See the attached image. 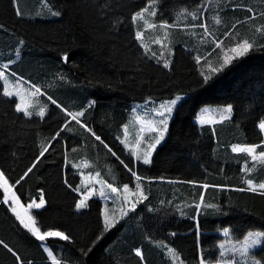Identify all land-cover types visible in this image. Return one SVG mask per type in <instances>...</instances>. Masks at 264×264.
<instances>
[{"label": "trees", "instance_id": "1", "mask_svg": "<svg viewBox=\"0 0 264 264\" xmlns=\"http://www.w3.org/2000/svg\"><path fill=\"white\" fill-rule=\"evenodd\" d=\"M18 1L21 15H17L16 0H0V72L6 70L14 78L18 75L35 85L40 83L44 98L51 104L44 118L25 116L16 111L18 101L4 95L0 79V169L26 205L39 202L43 194L44 207L32 210L41 232L59 231L69 239L37 240L11 206L3 203L0 188V241L12 249L10 252L0 244V264H54L53 257L59 264H174L171 259L175 256L167 247L177 251L178 264H199L201 258L205 264H217L222 261L220 241H239L250 231L264 232V195L260 190H240L247 189L248 179L264 183V163L253 161L244 152H233L235 145L259 146L256 155L264 151V132L259 128L264 122V44L234 59L205 83L202 73L209 74V69L203 67L219 68L223 63L225 55L217 59V53L226 50L223 46L230 38L222 42L223 31L214 39L220 40L219 47L209 46L203 54L182 46L173 57L156 59L137 39L140 21L133 20L152 0H47L60 13L48 20L31 18L40 0ZM155 3L158 13L150 23L156 25L153 29L160 32L161 24L176 23L169 31L176 28L175 34L188 40L179 33L185 28L175 21V13L200 12L202 7L204 11L209 0ZM234 12L244 9L232 7L229 13ZM201 18L209 22L210 10L201 12ZM150 34L146 26L142 40ZM195 56L202 58L195 62ZM166 60L172 63L171 69L164 67ZM60 79L66 82L61 89L50 87L52 81ZM177 95H185V99L176 109L167 140L157 149L150 166L136 164L115 136L126 114L133 103ZM91 100L92 108L77 123L69 110L84 107ZM228 106L232 111L225 113ZM74 123L86 130L96 165L112 167V183L116 180L134 186L137 180L128 170L131 168L146 187L147 203L108 230L104 227L103 200L90 199L87 208L77 211L82 178L69 159L79 154L86 135H68L67 129ZM230 133L233 144L225 141L232 137ZM96 144L103 150L99 154ZM43 147L48 151L41 156ZM107 202L113 205L110 199ZM225 229L228 236L221 233ZM252 255L264 264V243Z\"/></svg>", "mask_w": 264, "mask_h": 264}, {"label": "rangeland", "instance_id": "2", "mask_svg": "<svg viewBox=\"0 0 264 264\" xmlns=\"http://www.w3.org/2000/svg\"><path fill=\"white\" fill-rule=\"evenodd\" d=\"M45 5H47V6H45ZM16 7L19 8V11L21 13L20 4H19L18 0H16ZM232 7H241L244 9V12L246 14L244 12L229 13L230 9H232ZM147 8L149 11H148V13H145L144 19L147 20L148 23L150 24L154 21V18L157 17L158 7H157L156 3L153 4V2H151ZM248 9H251L252 11H248ZM153 10H155L156 15L155 16L149 15V13ZM191 10H193V9H191ZM191 10H183V11L179 12V14L176 16V18H180V20L187 23V24H185V23L182 24L180 22V20L178 21L179 24L181 23V25L185 28L182 30V32L179 31V33L185 34V36L188 37L189 39L187 40V38H186L184 40L181 37V35L174 34L175 33L174 30H172L174 37H172V32L168 31L170 34L167 33V38H168V41H167V38L165 39L164 29L161 28L160 32H158L157 34L151 33L150 36L144 37L145 40H141L144 47H145V51L147 52V54H151L152 57H154L156 59H160V57L163 55L168 56L167 53H169L170 57H173L176 54L177 48L183 46L182 44L180 45L181 41L183 43L185 42L187 46L189 45L190 48L187 47L188 51H190L194 54H203L205 52L204 50H206L207 47L213 46V45L215 47L217 46V44L220 40L215 41L214 39H217L220 36V33L222 31L224 32L222 34L224 36V38L221 39L222 42L225 41L226 38H228V37H230V38L228 41L225 42V44L223 46V48L226 47V50L224 52L217 53V59L223 57L225 54L233 55L229 51V49H231L238 42H240L244 39H247L250 42H253V45H254L253 47H255L256 45L264 44V31L260 30V29H264V0H209V4L204 9V11L210 10V14H211L212 18L209 20V22L206 19L201 18V12H204L203 7H202V11H200V12H199V10H193V11H191ZM52 12H56V11L50 6L48 1L47 0H40L37 10L35 11V13L33 14V16L31 18L36 19V20L55 19L57 16L52 15ZM192 13H195V15H196L195 19H193V16L191 15ZM248 14L249 15L251 14V16H249ZM215 17H219L221 23L217 24L215 22V19H214ZM254 17H257V19L254 20ZM139 21H141V20H139ZM188 24H190V25H188ZM201 24L205 25V27L207 28V32H205V28H202L199 26ZM241 24H242V26H241ZM146 26H148V25L145 24L144 20L141 21L138 24V27H139L138 32L143 33V29ZM167 30H165V31L167 32ZM170 37H172V38H170ZM156 39H160L161 43H155L154 41ZM164 39H165V41H164ZM169 39L171 41H169ZM172 39H173V41H172ZM165 42H167V43H165ZM174 42L177 44L179 43L178 46ZM185 43H184V45H185ZM191 47H194V48L196 47L195 48L196 52H195V50H193L194 48L192 49ZM153 53H155V56H153ZM201 58L202 57L200 56V59ZM166 61H168V60H166ZM209 62H210L209 60H206V63L208 65H211V62L210 63ZM3 64L6 65L5 63H3ZM171 64L172 63L169 62V65H171ZM9 66L10 65L8 64L7 67H9ZM169 67H167V68H169ZM171 67L169 69H171ZM208 67H205V68L209 69L206 71H207V73L210 74L212 68H208ZM213 68H214V66H213ZM5 71L6 70L2 71L5 73V76L7 77L6 82H5V80H2L3 84H4V91L7 90L9 92L14 93V95L7 96V97H9L11 99H16L18 101L17 104H21L22 107H27L28 111L33 112V115L30 117H33V116L40 117V116L36 115L35 113L38 112L41 107H43L45 109V115L42 118H44L48 113V110H49L51 103H49L44 98L45 94L43 93V91L41 89V88H43V86H41L40 83H36V85H35V82L33 80H31L29 78H28L29 80H27L22 76L17 75V76H15L16 78H14L12 75L7 74ZM63 84H66V82L63 81L62 79L54 80L50 83V87L51 88H57L59 90L64 86ZM35 88H39L40 93H38L35 96H29L28 93L34 92ZM178 96L181 97V99L178 100L177 104L173 107L172 113L170 115L166 114L168 116V131L166 132L165 136L166 135L167 136H166V138L164 137V139H163L164 142L161 141L162 144L160 143L159 145H157V147L153 151L154 153L152 152L153 153L152 154L153 157L151 156L152 159L154 158L158 147L163 145L165 143V141L167 140L169 130H170V125H171V122L175 116L176 109L185 99V95H177L176 97H178ZM22 97H23V99H22ZM176 97H174L172 99L163 100V101H154L152 99H149L145 102L133 103L129 112L126 114L125 121H124L123 125H121L122 127L120 126L121 128L119 129V132L117 133L116 137L118 138V140L120 142H123L122 145H124L123 147L126 151V154L132 156L136 164L146 165V164H143L142 159L137 160L136 157L133 156L131 153L133 151H135V152H137L138 155L143 156L144 152L148 148V145L150 143L154 142L152 138L158 135L157 132L150 131L149 122H157L160 119H162L163 117L158 115V112L162 110L160 108V106L162 104L167 105L170 101L176 99ZM91 103H90V101H88L85 104L84 108L83 107H81V108L72 107V109L69 110V113L75 114V113L82 112L83 115L81 116V118H83V116H85L87 114V112L90 111V109L92 108L93 103H92V105H91ZM89 105H91V106H89ZM21 113H23V112H21ZM81 118L78 117L79 120ZM125 128H127V135L125 134ZM67 134L70 136H73L76 134H81V135L85 134L86 135L83 138L84 139V144H83L84 146L82 145L83 148H81L82 146H80L78 149L79 154H72L70 156V159H69L70 164L73 166V165H77V163L80 164V161L86 160V163H84V166L87 169H85V170H88L89 168H95L96 163L91 162L92 156H90V145H88L89 144L88 135L86 134V132L83 131V129L79 125L74 123L68 127ZM118 135H119V137H118ZM137 141H139V144H137ZM96 146H97V144H96ZM100 149L97 146L96 151L98 154H99V152L101 153V151H103L102 149L101 150ZM105 158L107 160L109 159L107 153H106ZM152 159H151V161L153 162ZM152 162L150 164H152ZM101 168H103V167H101ZM101 170L102 171H94V172H90V173H89V171H85V172L79 171V173L81 172L80 176L82 178V182H81V185L78 189V194L81 197L80 200L86 198V207L77 208V211L84 210L85 208L88 207V201L90 199L97 198V199L103 200L105 202L104 219H105V216L107 215L110 219H114L116 222L120 218L124 217V215H122V213H121V209H123L124 212H126V213H130L133 211H137L140 206L145 205L147 203L148 194L146 192V187L143 183H141L140 181H136L134 186L127 185L130 190L132 189L130 192H127L128 193L127 194L126 192L123 191L124 185H126V184H120L117 181H114L115 183L111 182L110 174L112 173V171H111L110 165L106 164V168L105 169L103 168ZM0 172H2L1 169H0ZM88 174H90V175H88ZM97 174H99V175H97ZM137 183H140V185L142 186L140 191L143 193V196L146 198L141 199L139 197V193H136L137 192V189H136ZM9 184H11V183L9 182ZM109 184L112 185V187L117 188L118 191L113 192L111 190V188L108 187ZM133 189H136V190H133ZM12 190L19 197V195L16 192L14 187ZM101 191H103V193H104L103 195L100 194ZM133 193H136V194H133ZM125 197H127V200H125ZM109 199L113 202V205H110V203L107 202V200H109ZM134 199L136 201L138 199H141V202L137 203ZM19 200H20V204L23 205V208L18 207L17 211L21 212V214L23 215L24 209L27 208L28 205H26L20 199V197H19ZM80 200H79V202H80ZM36 203H39V202H36ZM133 203H135V209L131 210ZM8 205L11 206V201H9ZM34 209L35 208H32V209H29V211H28V215H31L33 219H34V217L32 214V210H34ZM36 227H38L37 223H36ZM250 232L255 233V232H263V231H250ZM244 240H245V238L242 240H239V241L231 240V239H223V241L220 242V244H219V246L224 245L223 248L220 247L221 252L224 253L222 260L228 261V260L235 259L236 261L239 262V264H245V261H247V264H249V263L252 264L251 262L257 261L258 259H256L252 255V253L254 251L260 249L263 246L264 237H260L261 242L258 245H255L248 250L247 257L241 256L240 251H239L243 245ZM166 250L169 251L170 255H172L173 257L175 256V258L171 259L174 262V264H178L177 251L173 247H167ZM49 251L51 252V250H49ZM260 264H261V262H260Z\"/></svg>", "mask_w": 264, "mask_h": 264}, {"label": "snow or ice", "instance_id": "3", "mask_svg": "<svg viewBox=\"0 0 264 264\" xmlns=\"http://www.w3.org/2000/svg\"><path fill=\"white\" fill-rule=\"evenodd\" d=\"M153 4L155 3V0H152ZM47 6V5H45ZM17 11V15H21L19 8L16 9ZM148 8L143 9L141 12L136 13V15L133 17V20H144L145 24L148 25L149 28H155L156 25L154 24H149L147 20H145V13H148ZM248 11H252L251 9H248ZM52 15L54 16H58L60 15L59 12H52ZM149 15L151 16H155L156 12L155 10L151 11L149 13ZM193 16V19L196 18L195 13L191 14ZM215 22L217 24L221 23L219 17H215ZM175 25H168L167 23H163L160 25V28L163 29H167L169 27H174ZM202 28H205V32H207V28L205 27V25L201 24L199 25ZM0 27H2V25H0ZM261 31H264V29H260ZM167 38V32H165V39ZM137 39L142 40L143 39V33L141 32H137ZM155 43H161L160 39H156L154 41ZM217 46L219 47V44H217ZM253 42H250L247 39H244L240 42H238L234 47H232L231 49H229V51L233 54V55H228L225 54L224 59H223V63L219 66V68H212L211 69V73L210 74H204L202 73V75L204 76V82L207 83L211 78H212V74H215L218 71L223 70L226 66H228L229 64L232 63V61L236 58L239 57H243L245 56L252 48H253ZM153 56H155V53H153ZM65 61H67V57L64 58ZM199 57H197V61L199 62ZM7 66H5L6 68ZM164 67L167 68L169 67V62L165 61L164 63ZM0 79L5 80V82L7 81V77L5 76L4 72H0ZM34 87V86H33ZM38 93H40V89L39 88H35L34 92L28 93L29 96H35ZM4 95L6 96H12L14 95V93L9 92L7 90L4 91ZM23 99V97H22ZM181 97H176V99L170 101L167 105L162 104L160 106V108L162 109L161 111L158 112V115L163 117L162 119H160L157 122H149L150 125V131L153 132H157L158 135L153 137V141L152 143H150L148 145L147 150L144 152L143 156H140L137 154V152L133 151L132 155L136 157L137 160H141L143 161L144 164H150L151 163V156H152V152L155 150V148L157 147V145H159L161 143V141H163L166 132L168 131V116L166 114H171L173 111V107L177 104V101L180 100ZM52 103H56L54 100L52 101ZM91 106V105H90ZM16 111L17 112H23L25 116H32L33 112L28 111L27 107H22L21 104H17L16 105ZM225 113H230L232 111L231 106H228L227 108H225L223 110ZM36 115L40 116L41 118L45 115V109L43 107L40 108V110L38 112L35 113ZM69 115L72 116L73 120H76L77 123H79V119L78 117L82 116L83 113L79 112V113H69ZM227 116H224L223 119H227ZM205 118L202 116L200 118V123H205ZM84 126V125H82ZM259 128L261 131H264V122H261L259 124ZM90 131V129H89ZM125 134L127 135V128H125ZM59 135V133H57V136ZM93 135H95L93 133ZM53 139H55V137H53ZM97 140H100V137H96ZM103 143V141H101ZM137 144H139V141H137ZM105 147H107V145H105ZM259 146H245V147H241V146H234L233 147V151H239V152H244L246 154H248L251 159L255 162H259V163H264V151H261L259 153V155H256V149ZM48 151L47 147H43V150L41 151L40 155L43 156L45 152ZM109 151H111V149H109ZM113 155H115V153H113ZM121 163L123 164L124 162L121 161ZM126 168L128 167L126 164L124 165ZM35 167V164L32 165V167L28 168V170L24 173V176H27L29 172L32 171V168ZM247 167V166H246ZM132 175L134 177H136V180L139 181L141 179V177L137 176L136 173L129 168L128 169ZM99 175V174H97ZM24 176H22L20 179L23 180ZM16 183H20V180H17ZM248 187L247 189H240V190H248V191H252V192H256L258 190H260V194L264 195V183H258V184H254L252 179H248L246 181ZM109 188H111V190L113 192H117L118 189L115 187H112V185H108ZM205 188L208 187V185H204ZM0 188L3 189V193H4V197H3V203L8 204L9 201H11V209L13 211V213L16 215V218L20 221V223L23 225V227L25 229H27L33 236L36 237L37 240L40 241H45L48 237H59L62 240H68L69 237L67 235H65L63 232H59V231H45V232H41L40 228L36 227V221L32 218L31 215H28V211L29 209L35 208V209H41L44 207L45 205V200L43 198V194H41V197L39 199V203H36L35 201H33L32 203L28 204L27 208L24 209V214L22 215L21 212L17 211V208H23V205L20 204V200L19 197L16 195V193L12 190L13 189V185L9 184L8 179L4 176L3 172H0ZM136 189H137V193H139V197L141 199L146 198L143 196V193L140 191V184L137 183L136 185ZM124 192H130L131 190L129 189V187L127 185L124 186L123 188ZM101 195H103V191H101L100 193ZM136 194V193H133ZM141 199H138L136 202H141ZM125 200H127V197H125ZM201 202H203V196H201ZM86 207V198L85 199H81L80 202L77 204V208H83ZM199 207V205H198ZM208 207H213V205H208ZM135 209V203H133L132 205V209ZM121 213L122 215H127L126 212H124L123 209H121ZM115 220L114 219H110L107 215L105 216V230L110 229L111 227L114 226ZM224 234L228 235V230L225 229L224 230ZM260 237H264V232H250L248 233V235L245 237V240L243 242V245L241 247L240 251V255L247 257L248 255V250L255 246L258 245L261 241H260ZM0 244H3V241H0ZM3 246L5 248H8V246L6 244H3ZM221 248L224 247V245L220 246ZM8 251L12 252L11 248H8ZM87 254V253H85ZM137 256H141V253L139 250H137L136 252ZM13 255H15V253L13 252ZM49 255L51 256V252H49ZM221 257L224 256V253L221 252ZM19 256H17V260H19ZM53 262L54 264H59L58 261L55 260V258L53 257ZM199 264H205V260L203 258H201ZM217 264H239L238 261H236L235 259L233 260H228V261H218ZM245 264H247V261H245ZM252 264H260V261H253Z\"/></svg>", "mask_w": 264, "mask_h": 264}, {"label": "bare ground", "instance_id": "4", "mask_svg": "<svg viewBox=\"0 0 264 264\" xmlns=\"http://www.w3.org/2000/svg\"><path fill=\"white\" fill-rule=\"evenodd\" d=\"M167 10H168V9H167ZM169 10H171V9H169ZM160 11L162 12L163 10H160ZM160 11H159V12H160ZM161 12H160V13H161ZM175 14H176V15H175V17H176V16H177V13H175ZM158 15H159V14H158ZM161 15H162V14H161ZM159 16H160V15H159ZM171 17H172V16H171ZM159 19H160V18H159ZM161 19H162V17H161ZM173 19H174V18H173ZM177 20L179 21L180 18L176 19L175 21H177ZM135 21H136V20H135ZM141 21H143V20H141ZM141 21H140V22H141ZM178 21H177V23L179 24ZM162 22H163V21H162ZM180 22H181L182 24H184V23L187 24L186 22H184V21H182V20H180ZM166 23H168V22H166ZM181 23H180L179 25H181ZM172 24H173V23H172ZM178 24H177V25H178ZM174 25H176V23H174ZM188 25H190V24H188ZM167 29H168V30H167ZM167 29H166V30H167V33H169V32H168V31H169V28H167ZM171 29H173V28H171ZM175 29H176V28H175ZM175 29H174V30H175ZM188 29H189V28H188ZM188 29H187V30H188ZM190 29H191V28H190ZM176 30H177V29H176ZM176 30H175L174 32H176ZM179 30H180V28H179ZM177 31H178V30H177ZM164 32H166L165 29H164ZM169 34H170V33H169ZM174 34H175V33H174ZM172 37H174V36H173V32H172ZM172 37H170V38H172ZM175 40H176V39H175ZM164 41H165V39H164ZM164 41H163V42H164ZM167 41H168V38H167ZM169 41H171V40L169 39ZM172 41H173V39H172ZM178 41H179V40H178ZM181 42H182V41H181ZM181 42H180V45L182 44V45L185 47V49H187V47H189V45L187 46L185 42H184V43H185L186 46L184 45L183 42H182V43H181ZM165 43H167V42H165ZM174 43H175V42H174ZM175 44L178 46L179 43H178V44L175 43ZM174 46H175V45H174ZM175 47H176V46H175ZM189 48H190V47H189ZM191 48L193 49L194 47H191ZM195 48H196V47H195ZM195 48H194L193 50H195ZM193 50H192V51H193ZM195 52H196V50H195ZM170 53H171V52H170ZM167 54H168V57H169V53H167ZM171 54H172V53H171ZM190 54H191V53H190ZM195 57H196V59H197L198 56H195ZM169 58H170V57H169ZM194 59H195V58H194ZM195 62H197V60H196ZM203 62H204V61H203ZM200 63H201V62H200ZM196 64H197V63H196ZM169 66L171 67V65H169ZM200 66H201V65H200ZM200 66H199V68H198L199 70L202 69ZM170 67H169V68H170ZM202 67H203V66H202ZM61 68H62V67H61ZM203 68H205V67H203ZM203 70H204V69H203ZM201 73H202V72H201ZM169 74H171V72H170ZM70 79H71V78H70ZM70 79H69L68 81H70ZM81 80H82V79H81ZM72 81H73V79H72ZM69 83H70V82H69ZM71 83H72V82H71ZM71 83H70V85H72ZM206 86H207V85H206ZM223 88H224V87H223ZM180 89H181V88H180ZM200 90H201V89H200ZM219 91H220V90H219ZM179 94H180V93H179ZM187 94H188V93H187ZM189 96H190V95H189ZM217 96H218V95H217ZM91 97H93V96H91ZM93 98H94V97H93ZM148 98H151V96L148 97ZM163 99H166V98H163ZM92 100H93V99H92ZM91 102L93 103V101H90V103H91ZM92 103H91V105H92ZM89 106H90V105H89ZM200 106H201V105H200ZM83 108H84V107H83ZM87 108H88V107H87ZM199 108H201V107H199ZM80 111H81V110H80ZM84 111H85V110H84ZM199 111H200V110H199ZM68 116H69V115H68ZM174 117H175V116H174ZM79 118H81V116H80ZM83 118H84V117H83ZM111 118H112V117H111ZM81 119H82V118H81ZM208 119H209V118H208ZM210 119H211V118H210ZM227 121H228V120H227ZM229 122H230V121H229ZM215 124H217V123H215ZM122 125H123V124H122ZM210 125H211V124H210ZM213 125H214V124H213ZM206 126H208V125H206ZM214 126H216V125H214ZM217 126L219 127V125H217ZM224 126H225V125H224ZM80 127H81V126H80ZM119 127H120V126H119ZM121 127H122V126H121ZM121 127H120V128H121ZM202 127H203V126H202ZM204 127H205V126H204ZM209 127H210V126H209ZM209 127H208V128H209ZM226 127H227V126H226ZM234 127H235V126H234ZM84 129H85V128H84ZM201 129H202V128L200 127L199 130H201ZM203 129H204V128H203ZM209 129H211V128H209ZM215 129H216V128H215ZM219 129H220V128H219ZM88 131H89V130H88ZM88 131H87V132H88ZM201 131H202V130H201ZM85 132H86V130H85ZM210 132H212V131L210 130ZM199 133H200V132H199ZM216 133H217V132H216ZM105 134H106V133H105ZM208 134H209V133H208ZM224 134H225V132H224ZM228 134H229V133H228ZM206 135H207V133H206ZM209 135H212V134H209ZM213 135H214V134H213ZM104 136H105V135H104ZM115 136H116V135H115ZM115 136H114V137H115ZM166 136H167V135H166ZM166 136H165V138H166ZM217 136H219V135H217ZM229 136H232V133H230ZM229 136H228V137H229ZM93 137H94V136H93ZM118 137H119V135H118ZM220 137H221V136H220ZM223 137H226V134H225V136H223ZM232 137H233V138H232ZM232 137L230 138L231 141L229 140V138H228V140H225L226 138H225L224 140H225L226 142L228 141V143H231V142L233 141V139H234V136H232ZM115 138H116V137H115ZM214 138H215V137H214ZM93 139H94V138H93ZM120 139H121V138H120ZM220 140H222V138H221V139H220V138L218 139V141H220ZM97 141H98V140H97ZM225 141L222 140V143L225 142ZM234 141H235V140H234ZM93 142H94V141H93ZM118 142H119V141H118ZM163 142H164V141H163ZM235 142H236V141H235ZM122 144H123V142H121V145H122ZM161 144H162V143H161ZM226 144H227V143H226ZM231 144H233V143H231ZM216 145H217V144H216ZM118 146H119V145H118ZM123 146H124V145H123ZM218 146H219V145H218ZM218 146H217V147H218ZM159 147H160V146H159ZM159 147H158V148H159ZM214 147H215V146H214ZM214 147H213V148H214ZM227 148H229V146H228ZM230 148H232V147H230ZM230 148H229V150H230ZM216 149H217V148H216ZM220 149H221V148H220ZM213 150H214V149H213ZM224 150H226V149H224ZM214 151H215V150H214ZM216 151H217V150H216ZM231 151H232V149H231ZM231 151H230V153H231ZM75 152H76V151H75ZM228 152H229V151H228ZM233 152H234V151H233ZM153 153H154V152H153ZM153 153H152V154H153ZM214 153H215V152H214ZM217 153H219V151H218ZM217 153H216V154H217ZM220 153H221V152H220ZM220 153H219V155H220ZM237 153H238V152H237ZM131 154H132V153H131ZM222 154H224V153H222ZM222 154H221V156H222ZM231 154H232V153H231ZM225 155H226V154H225ZM225 155H224V156H225ZM229 155H230V154H229ZM232 155H233V154H232ZM234 155H235V154H234ZM234 155H233V156H234ZM213 156L215 157V154H213ZM235 156H237V155H235ZM152 157H153V155H152ZM152 157H151V159H152ZM214 157H213V158H214ZM217 159H218V158H217ZM217 159L215 158L216 161H217ZM221 159H223V158H221ZM224 159H225V158H224ZM152 160H153V159H152ZM219 160H220V159H219ZM97 161H98V160H97ZM221 161H222V160H221ZM151 162H152V161H151ZM82 164H83V162H82ZM82 164H81V165H82ZM143 164H144V163H143ZM78 165H80V164H77V166H78ZM146 165H147V164H146ZM150 165H151V164H150ZM150 165L148 164L147 166H150ZM73 166H74V165H73ZM98 166H99V165H98ZM74 167H75V166H74ZM83 167H84V166H83ZM102 167H103V166H102ZM71 168H72V166H71ZM79 168H80V167H79ZM79 168H78V169H79ZM81 169H82V168H81ZM111 169H112V167H111ZM120 169H121V168H120ZM144 169H145V168H144ZM74 170H75V169H74ZM76 170H77V169H76ZM82 170H83V169H82ZM84 170H85V169H84ZM89 173H90V172H89ZM208 173H209V172H208ZM208 173L206 172V174H208ZM210 173H211V172H210ZM210 173H209V174H210ZM80 174H81V172H80ZM76 175H77V174H76ZM88 175H90V174H88ZM213 175H214V174H213ZM216 175H217V174H216ZM79 176H80V175H79ZM141 176H142V175H141ZM89 177H90V176H89ZM87 178H88V177H87ZM142 180L144 181V179H142ZM115 181H116V180H115ZM163 182H166V181H163ZM186 182H187V181H186ZM120 184H121V183H120ZM139 184H140V183H139ZM169 184H170V182H169ZM172 184H173V183H172ZM175 184H176V183H175ZM190 184H191V183H190ZM160 185H161V184H160ZM195 185H196V184H195ZM197 185H198V184H197ZM124 186H125V185H124ZM140 186H141V185H140ZM190 186H191V185H190ZM192 186H193V185H192ZM202 186H204V185H202ZM211 186H212V185H211ZM131 188H132V187H131ZM141 188H142V186L140 187V189H141ZM131 190H132V189H131ZM133 190H136V189H133ZM142 190H143V189H142ZM236 190H237V189H236ZM237 191H239V190H237ZM242 191H243V190H242ZM218 192H219V190H218ZM131 193H132V192H131ZM136 193H137V192H136ZM127 194H128V193H127ZM174 194H175V193H174ZM172 196H173V198L175 197L173 194H172ZM134 197H135V196H134ZM136 199H137V198H136ZM134 200H135V199H134ZM211 200H212V199H211ZM135 201H136V200H135ZM133 202H134V201H133ZM169 202H171V201H169ZM130 203H131V202H130ZM170 204H171V203H170ZM173 204H174V203H173ZM165 205H166V204H165ZM168 205H169V204H168ZM169 206H170V205H169ZM173 206H174V205H173ZM202 206H204V205H202ZM167 207H168V206H167ZM168 208H169V207H168ZM172 209H173V207H172ZM200 210H201V209H200ZM200 210H199V212H200ZM173 211H174V210H173ZM167 213H169V212H168V209H167ZM201 214H202V212H201ZM226 227H227V226H226ZM229 230H230V229H229ZM229 234H230V233H229ZM223 238H224V237H223ZM222 241H223V240H222ZM222 241H220V242H222ZM208 262H209V261H208ZM216 262H217V261H216ZM248 262H249V261H248ZM251 263H252V262H251ZM249 264H250V263H249Z\"/></svg>", "mask_w": 264, "mask_h": 264}, {"label": "crops", "instance_id": "5", "mask_svg": "<svg viewBox=\"0 0 264 264\" xmlns=\"http://www.w3.org/2000/svg\"><path fill=\"white\" fill-rule=\"evenodd\" d=\"M182 26V25H181ZM166 30V29H165ZM148 33H154V34H157L158 32L155 30V29H153V28H149L148 27ZM170 57V56H169ZM161 58L163 59V60H165V58H166V55H163V56H161ZM169 62V61H168ZM78 146H80L79 144H78ZM82 162H83V164H82ZM91 162H94V163H97L96 161H95V159H93L92 157H91ZM77 163V162H76ZM84 163H86V160H83V161H80V165H74L75 167V169H78L79 167V171H81V172H85V171H89V172H94V171H98V170H100V168H101V166H100V168H99V166L98 165H96V167L95 168H89L88 170H82V169H87L85 166H84ZM99 163V162H98ZM77 164H79V163H77ZM82 164V165H81ZM84 166V167H83ZM82 168V169H81Z\"/></svg>", "mask_w": 264, "mask_h": 264}, {"label": "built area", "instance_id": "6", "mask_svg": "<svg viewBox=\"0 0 264 264\" xmlns=\"http://www.w3.org/2000/svg\"><path fill=\"white\" fill-rule=\"evenodd\" d=\"M222 234L225 235L224 232H223ZM228 234H229V233H228ZM225 236H228V235H225Z\"/></svg>", "mask_w": 264, "mask_h": 264}]
</instances>
